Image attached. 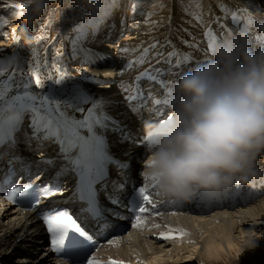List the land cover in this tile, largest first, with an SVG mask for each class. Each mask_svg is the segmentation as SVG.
<instances>
[{
  "label": "bare ground",
  "instance_id": "obj_1",
  "mask_svg": "<svg viewBox=\"0 0 264 264\" xmlns=\"http://www.w3.org/2000/svg\"><path fill=\"white\" fill-rule=\"evenodd\" d=\"M256 14L264 21V10L262 13ZM102 25L103 22H97L95 25L90 24L89 26V33L91 35L97 34L95 40L101 37L99 34L102 33ZM129 28L137 29L142 27L136 25V27L131 26ZM112 32L113 30L110 32L113 36ZM140 32L145 33L147 31L142 30ZM161 32L157 31L155 34L161 35ZM82 42L85 44H82ZM82 42L80 45L77 44V56L85 57L80 59V62L85 66H89L86 70L89 71L90 77H86L85 79L87 80L85 82L89 85L93 83V88L98 90L100 94L99 99L93 100L91 103L87 121L76 118L77 113L75 110L81 107L78 104L79 101L72 100L71 97L72 101L69 105L60 101L63 111L69 112L72 117L59 125L57 129L59 137H49L46 134L56 124H59L55 117V111L54 117L43 115L35 122H31L33 126H36L39 122L47 124L48 120L54 121L51 128L47 127V130L39 134L40 138H51L50 142L45 141L42 143L33 137V134H29L31 132L28 126L26 128L22 127L26 125L25 121H27L22 114L23 112L12 116L10 111L6 113L0 111V156L2 158L0 166L4 165L5 160L13 153L25 158L27 170L33 171L35 169L36 177L34 182L40 183L41 187L55 186L54 178L60 175L59 170L55 169L53 176L51 168L46 166L47 163L54 161V166L58 167L63 162L61 159H64L70 167L82 171L84 163L89 159V155H95L98 149L108 151V153L103 152L101 157L97 158L102 164L95 166L96 168L101 167L107 170L105 177L108 178H105V182L110 178H116L117 182L123 181L127 173H131L132 178L138 179L142 171V166L139 165H142V162L137 164L134 159L136 155V157L141 158L145 152V148L142 146V143L144 145L143 122L147 119L158 118L159 111H162L152 106L146 107L142 105L145 101L143 98L145 91H142L138 86L140 78L138 79L137 73L134 76H130L131 73L135 72L131 70L136 66L137 63L135 62L141 59L139 48H136L135 53L131 57L121 62L120 60L124 58V55L113 44L94 41L96 43L95 46L87 39ZM3 46H5L6 54H2L0 57H6L7 54L12 53L18 54L14 52L17 48L10 42H0V48ZM67 53L64 52L62 56L59 55L61 56L59 58L48 57L47 59L61 62L63 60L62 57H65ZM7 57H9V62L17 58L16 55ZM193 58L195 61L199 60L197 56H193ZM66 59L67 57H65ZM132 60L134 61L132 62ZM112 61L115 62V66L110 68ZM64 62L62 63L65 67L68 62ZM73 66L71 67L70 65L69 68L73 70L83 67V65L78 64ZM191 67H193L192 64L182 66L178 72L179 76L187 71V68L190 69ZM130 78L132 80L135 78L136 80L134 79V83L128 86L126 81ZM136 83L137 86L133 89ZM80 84L84 85L83 81ZM128 87H131L133 91L126 96ZM169 89L163 90V87H156L154 92L159 91L158 96L166 92L164 95L168 96ZM96 90L94 91L96 92ZM133 96L138 97L137 104H134L131 100L127 102V99ZM91 97L93 98V95ZM168 102V97H165L160 106L163 104L167 105ZM125 103H127V107ZM35 105L39 107L38 102H35ZM149 116L152 118H149ZM23 120L25 121L20 124ZM20 129L22 130L15 134V144L9 146V134ZM103 130L106 131L102 133ZM140 135L141 137H139ZM53 141H55L54 145L52 144ZM127 146L130 147L128 150L132 149L128 152V156L136 154L134 157L130 156L131 159L115 153L125 152ZM59 150L62 154L58 153ZM33 152H35V156H32ZM114 159H119L120 163L127 164L128 169L124 170L123 166L125 165H120L119 170L113 168L111 161ZM256 169L259 172L260 169L257 166ZM20 182L18 180V184ZM109 183H107V190L105 191H110L115 186ZM246 185L247 189L245 188V183L244 185L242 183L236 184L231 189L221 191L220 194L217 192V195L212 194L213 191H210V194L209 191H204L203 195L200 194L191 201L193 206L186 207L184 205L181 211H169L171 214L167 213L168 215L164 212L156 211L157 202L162 200L158 199L148 189V194L152 197V203L148 204V211L141 216L143 223L138 227H134L128 234L125 233L126 235L118 236L99 247L94 253V260L92 261H96L98 264H110L111 261H122L123 264H190L193 255H198V257H205L207 261L213 263L214 260H217L224 253L228 257V253L238 252L242 247L251 248L254 245L253 235L244 228L249 225L254 227L257 225L263 226L261 224L264 222V174L262 173L260 177L259 173H257ZM50 197L47 196L44 199L49 200ZM199 198H201L200 200H208L207 205L203 203L204 201L200 202ZM210 198L213 201L209 200ZM220 200L225 201V207L214 205V202L217 203ZM232 203L234 204L230 207ZM167 204L172 208L177 206V203L172 204L169 201H167ZM212 209L214 210L210 211ZM118 210L125 212L121 207ZM45 213L53 214L51 211L46 210H37L36 213L35 211H19L9 207L0 199V214L2 217L0 219V261L10 262V264L13 262L14 264H46V261L53 260L54 264H63L60 259L54 256L53 249L48 246L49 240L51 243V234L47 231V225L43 220ZM156 225H159V227ZM173 230H183L186 234L180 236L179 232ZM201 230L202 233L205 230V234H202L203 237L200 236ZM252 231L250 230V232ZM169 232H172L177 238L167 240L161 237V233ZM259 236L263 239L264 230L261 231ZM241 237H244V240L243 238L240 240ZM189 241L191 242L189 245L192 244V246H188ZM241 241H244V244ZM13 256L18 257L14 260Z\"/></svg>",
  "mask_w": 264,
  "mask_h": 264
},
{
  "label": "rangeland",
  "instance_id": "obj_2",
  "mask_svg": "<svg viewBox=\"0 0 264 264\" xmlns=\"http://www.w3.org/2000/svg\"><path fill=\"white\" fill-rule=\"evenodd\" d=\"M101 2L102 0H0V42H10L17 48L14 52L18 53L7 54V56H17L11 62L8 61L7 56L0 57V111L3 113L10 111L12 116H16L24 111H35L37 114L42 108L37 115L29 118L43 115L54 117L55 111L56 119L62 123L70 120L72 114L63 111L60 101L69 105L72 100H76L81 105L75 110L76 118L87 121L91 103L99 99L100 94L93 88V83L89 85L85 82L87 80L85 78L90 77L89 71L86 70L89 66L80 62V59L85 57L77 56V44L80 45L85 39L90 40L95 46L94 41L113 44L124 55L121 62L131 57L136 48H139L141 59L135 62L136 66L131 69L135 72L130 76L137 73L140 78L139 88L145 91L146 96L151 95L155 100L165 98L163 96L166 92L158 96L159 91L154 92V88L163 87V90L171 88L172 82L179 77V69L187 64L195 66L200 62L215 45L217 38L244 32L253 45L264 44V21L256 14L264 10V0H108L109 7L103 18L99 19ZM16 4H25L27 7L17 9L13 7ZM133 8L136 10L133 11ZM93 21L103 22L100 39L95 40L97 34L89 33V26ZM136 25L142 28H129ZM82 30H86L84 35H81ZM112 30L113 36L110 33ZM142 30L147 32L141 33ZM157 31H162L161 35L155 34ZM5 51V46L1 47L0 55L6 54ZM64 52H68L65 56L66 60L65 57H62L61 62L47 59L59 58ZM193 56H197L199 60L195 61ZM62 62L68 63L64 67ZM77 64L83 67L73 70L69 68L70 65L74 67L73 65ZM114 66L115 62L112 61L109 67ZM157 70L162 71L156 80H150L142 75L146 71L151 75H157ZM134 79H128L127 85L133 84L136 80ZM57 80H61V83H56ZM81 81L84 85L80 84ZM133 89L128 87L126 96L130 95ZM35 102H38L39 107ZM125 106H128L127 103ZM41 113L43 115H40ZM105 131L103 130L102 133ZM128 149L129 146L126 147L125 152H114L131 159L136 154L128 156V152L132 150ZM58 153L62 154L60 150ZM145 155L143 154L141 158L136 155L135 162L140 164L145 159ZM32 156H35V152ZM256 162V166L260 169L257 173L261 177L262 173L264 174V153H261ZM245 186L247 189L246 183ZM203 192L198 195H202ZM211 192L209 191V194ZM217 192L221 193V191H213L212 194L217 195ZM200 199L199 201H204L203 203L208 201L204 198H202L204 200ZM0 219H2L1 214ZM261 225L263 226L249 225L244 228L253 235L254 245L251 248L242 247L239 253L237 251L228 253V257L224 253L213 263L207 261L205 257L193 255L190 264H264V237L262 239L259 236L264 230V222ZM203 231L204 233L200 231L201 237L205 234V230ZM242 238L244 240V237L240 240ZM241 242L244 244V241ZM189 243L191 242H188V246H192ZM17 257L13 256V259ZM46 262V264H54L53 260ZM0 264H10V262L0 261Z\"/></svg>",
  "mask_w": 264,
  "mask_h": 264
},
{
  "label": "clouds",
  "instance_id": "obj_3",
  "mask_svg": "<svg viewBox=\"0 0 264 264\" xmlns=\"http://www.w3.org/2000/svg\"><path fill=\"white\" fill-rule=\"evenodd\" d=\"M168 101L164 117L143 122L140 176L158 199L191 202L201 191L228 190L257 175L264 153V46L244 32L217 38L172 82Z\"/></svg>",
  "mask_w": 264,
  "mask_h": 264
},
{
  "label": "snow or ice",
  "instance_id": "obj_4",
  "mask_svg": "<svg viewBox=\"0 0 264 264\" xmlns=\"http://www.w3.org/2000/svg\"><path fill=\"white\" fill-rule=\"evenodd\" d=\"M13 7L17 9H24L27 6L25 4H16ZM101 12L99 19L103 18L104 13L107 11L109 7L108 0H102L99 5ZM133 11L136 9L133 8ZM98 21H93V25ZM238 22V21H236ZM86 30H82L81 35H84ZM130 66V65H128ZM127 67V66H126ZM162 70H157V75H151L149 71L144 72L142 75L147 77L150 80H156L159 73ZM139 79V77H138ZM163 83V81H160ZM56 83H61V80H57ZM130 99H134L135 97H129ZM156 104H159L160 101L156 100ZM58 189H54L52 187L44 186V187H34L33 184L29 183L25 186H15L12 187L11 190L7 193L9 200H28L30 202L35 201L39 202V200L43 197L52 196L57 194ZM134 199L130 201V205L137 211L138 213H145L148 211V208L144 205L152 203V197L148 194V187L145 185L144 187L139 188L138 190L134 189ZM203 195V193H202ZM155 207V205H153ZM87 211L96 218H99L100 213L96 208L95 204L89 202ZM43 220L47 225V231L51 234V244L56 248H59L61 245L65 243V238L68 236L69 230L72 231V235L69 238V248L76 245L87 246L85 241L81 238L87 237V234L82 231L76 221L72 218V216L67 211H55V214L45 213L43 215ZM143 223L140 219V216L136 217V223L133 227H138ZM159 227V225H156ZM175 232H179L180 236L185 235L186 233L183 230H173ZM161 237L167 240L177 238L172 232L169 233H161ZM87 239H91L87 237ZM89 264H98L96 261H89ZM110 264H123L122 261H111Z\"/></svg>",
  "mask_w": 264,
  "mask_h": 264
}]
</instances>
